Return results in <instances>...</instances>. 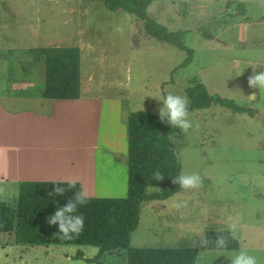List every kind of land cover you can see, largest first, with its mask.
Instances as JSON below:
<instances>
[{"label": "rangeland", "instance_id": "rangeland-1", "mask_svg": "<svg viewBox=\"0 0 264 264\" xmlns=\"http://www.w3.org/2000/svg\"><path fill=\"white\" fill-rule=\"evenodd\" d=\"M177 5L176 15L169 13L170 17L174 16L177 25L169 27L172 30H187L184 41L195 51L189 64L179 66L186 57L184 50L148 34L150 40H146L143 48L129 54L115 51L104 60H93L86 55L81 57V78L85 87L91 89V83L99 84V92L103 90L100 94L108 95L107 98L117 103L114 106L111 104V111L118 110L123 126H127L128 115L132 111L149 110L159 114L162 103L153 97L163 98L168 92L186 95V87L196 82H203L212 94L253 108L255 113L251 116L247 112H234L216 104L208 108L189 109L193 127L187 133L182 131V135H172L171 140L182 170L198 172L203 178V185L187 193L181 190L166 200L143 203L140 224L132 233L131 245L198 247L200 251L195 264H230L222 254L243 248L255 256L259 264H264V93L251 89L247 82L253 72L251 66L264 71L262 19L234 18V5L226 7L216 3L200 10L191 4ZM153 14L152 11L149 15L154 18ZM63 20L62 15L56 17L57 23ZM12 37L0 35V43L2 40L6 43L0 46H17L18 39L15 36L13 40ZM20 54L17 59L7 53L0 57V86H6L13 92L23 89L35 92L45 84V61L38 54ZM127 66L131 70L127 71ZM253 92L255 99L250 100L247 96ZM118 99L123 102L121 108ZM100 100L103 101V98ZM257 109L263 113L261 116L257 115ZM86 120L84 131L89 141L96 138L93 129H96L97 137L101 133L99 123L93 124L88 117ZM123 136L126 141L122 157L126 165V130ZM101 146L112 154L107 145ZM112 157L115 158L114 153ZM17 196L15 199L10 196L11 205H16ZM185 200L187 208L173 207L174 202ZM227 215L239 218L236 236L239 237L240 248L234 251L201 248L197 241L208 230L227 229ZM5 238L6 234L1 232L0 244ZM44 247L38 245L34 247L38 248L36 250L23 251L13 261H5L1 257L3 249L0 245V264H76L81 254L90 255L93 249L84 245L53 246L60 256L63 255L62 258L40 254L35 262L34 252L42 251ZM16 250L11 249L14 253ZM106 253L104 258H99L102 264H127L126 251ZM66 254L71 256L70 260H67ZM94 257L91 255V258ZM92 264H98V261Z\"/></svg>", "mask_w": 264, "mask_h": 264}, {"label": "crops", "instance_id": "crops-1", "mask_svg": "<svg viewBox=\"0 0 264 264\" xmlns=\"http://www.w3.org/2000/svg\"><path fill=\"white\" fill-rule=\"evenodd\" d=\"M227 1L154 0L148 13L153 11L154 19L169 27L177 25L174 16H169V13L176 15L177 4H191L200 10ZM238 1L247 4V13L234 18L254 21L258 17L264 25V0ZM58 15L64 17L61 23L56 21ZM197 18L202 19L201 16ZM148 34L143 21L136 15L122 9L110 10L99 0H0V35L18 39L17 46H0V57L6 53L15 59L20 53L38 54L44 60L38 50L41 47L78 46L81 57L86 55L93 60H104L111 52L129 54L143 48L146 40H150ZM3 44L6 43L2 40L0 45ZM98 87L99 84L91 83V89H88L81 78L80 98L61 100L44 98V86L35 92L24 89L13 92L0 86V188L3 189L0 200L10 203V196L15 199L22 180H75L82 183L90 196L126 194L127 159L124 165L125 158L122 157L126 139L122 136L127 126H123L118 110L111 111V104L117 103L107 98L108 95L100 94L103 90L99 92ZM118 101L121 108L123 102ZM256 111L260 116L263 114L259 109ZM87 117L93 124L99 123L101 133L97 137V131L93 129L96 138L89 141L84 131ZM102 144L111 149L114 159L112 154L103 150ZM5 234L6 238L0 244L3 249L1 257L5 261H13L23 251L38 249L34 248L38 246L36 244L16 243L14 232ZM62 245L75 244L44 245L42 251L34 252L33 259L38 261L40 254L62 258L63 255L60 256L53 247ZM12 248H17V252H12ZM92 248L90 255L84 253L81 258L76 255V264H92L86 260L98 253V248ZM70 257L66 254L67 260Z\"/></svg>", "mask_w": 264, "mask_h": 264}, {"label": "trees", "instance_id": "trees-1", "mask_svg": "<svg viewBox=\"0 0 264 264\" xmlns=\"http://www.w3.org/2000/svg\"><path fill=\"white\" fill-rule=\"evenodd\" d=\"M110 10H125L136 15L152 36L176 46L186 52L179 66H186L193 60L194 48L184 41L187 30H172L148 13L154 0H99ZM236 4V5H235ZM235 5L232 15L247 13V4L228 0L226 7ZM46 64L45 85L42 96L47 99L76 100L81 96V53L78 46H45L38 49ZM189 109L208 108L214 104L228 107L234 112H247L254 116V109L240 105L233 99L212 94L203 82H196L185 89ZM178 128L162 122L159 114L149 110H135L129 113L127 121V191L124 196H90L78 206L77 215L84 217V229L78 237L60 239L54 235L58 225H49L47 218L56 209L66 204L73 194L83 187L76 181V187L68 189L70 180H22L19 182L16 205L0 200V233L15 234L16 243L32 245L75 244L98 248L90 263L98 261L105 252L124 250L127 264H195L198 247H146L132 246V233L141 220L142 205L151 200H166L181 191L172 180L182 171L172 135H182ZM161 171L165 178L153 180L152 174ZM59 186L68 189L63 195L52 193ZM156 188V189H152ZM218 234L228 238L227 249L240 248L239 237H231L227 229L208 230L205 236L214 241ZM209 250H217L214 242Z\"/></svg>", "mask_w": 264, "mask_h": 264}, {"label": "clouds", "instance_id": "clouds-1", "mask_svg": "<svg viewBox=\"0 0 264 264\" xmlns=\"http://www.w3.org/2000/svg\"><path fill=\"white\" fill-rule=\"evenodd\" d=\"M253 68L252 74L248 77V85L251 89H259L260 94L264 93V71H258L256 66ZM241 74H238L239 76ZM153 97V96H152ZM250 100L255 99V92L247 96ZM154 99L162 103V107L158 109L159 118L162 122L168 123L171 127L180 129L187 133L189 129L193 127L191 120L189 119V99L186 95L175 94L168 92L163 98L159 96L153 97ZM153 180L162 181L165 176L158 169L152 174ZM173 184L180 186L181 192H191L198 190L203 185V178L198 172H185L181 171L172 180ZM76 187V181H68V189ZM68 189L59 186L57 184L52 193L56 195H63ZM3 189L0 188V192ZM90 199L89 192L83 187L76 191L71 198H69L65 205L60 206L56 211L47 218L49 225H58V232L54 235L60 239H73L78 237L84 229V217L77 215L78 206L84 205ZM173 207L177 209L187 208V201L174 202ZM225 223L227 224V231L233 239L236 238L239 228V218L234 215H227L225 217ZM217 250L227 249L228 238L224 235L218 234L214 241L209 240L206 236H201L197 241L201 248H208L209 244L213 243ZM230 264H259L257 258L245 249L234 251L232 253H223Z\"/></svg>", "mask_w": 264, "mask_h": 264}, {"label": "water", "instance_id": "water-1", "mask_svg": "<svg viewBox=\"0 0 264 264\" xmlns=\"http://www.w3.org/2000/svg\"><path fill=\"white\" fill-rule=\"evenodd\" d=\"M257 115H258V113H257Z\"/></svg>", "mask_w": 264, "mask_h": 264}]
</instances>
